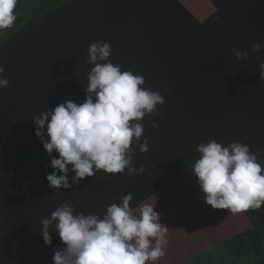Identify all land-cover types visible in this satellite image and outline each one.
I'll return each instance as SVG.
<instances>
[{
    "label": "trees",
    "instance_id": "obj_1",
    "mask_svg": "<svg viewBox=\"0 0 264 264\" xmlns=\"http://www.w3.org/2000/svg\"><path fill=\"white\" fill-rule=\"evenodd\" d=\"M209 1L214 11L199 20L180 0H18L14 25L0 31L9 80L0 88V248L37 236L64 203L102 217L130 194L134 209L193 163L199 144L238 141L264 165V49L251 52L253 43L264 45V0ZM93 41L108 42L110 62L142 75L164 102L141 121L148 150L133 144L143 172L101 170L52 189L46 175L54 169L32 119L65 101L84 102ZM232 48L249 54L238 60ZM243 214L250 227L184 264H264V206Z\"/></svg>",
    "mask_w": 264,
    "mask_h": 264
},
{
    "label": "clouds",
    "instance_id": "obj_2",
    "mask_svg": "<svg viewBox=\"0 0 264 264\" xmlns=\"http://www.w3.org/2000/svg\"><path fill=\"white\" fill-rule=\"evenodd\" d=\"M17 3L0 0V31L14 25ZM262 49L260 42L251 46L253 54ZM87 51L86 63L93 67L84 102L65 101L32 119L34 135L40 138L54 169L46 175L52 189H68L101 170L107 174L126 169L129 174L143 172V164L135 166L133 144L140 141L139 150H148L147 137L141 141V121L156 114L157 105L164 102L158 92L143 87L142 75L122 71L110 62L108 42L93 41ZM231 52L238 60L249 54L237 48ZM4 71L0 66V88L9 84ZM259 78L264 80V61L259 63ZM152 126L158 125L153 122ZM54 151L58 156L52 155ZM196 151L199 156L191 171L207 205L232 214L264 206V165L248 145L232 141L223 146L213 140L197 145ZM69 171L73 173L71 182ZM131 200L130 194L121 197L102 217L74 213L67 203L57 207L42 220L41 230L45 245L51 244L50 227L64 245L54 250L53 264H156L165 255L168 227L160 222L155 204L143 203L137 214L130 208Z\"/></svg>",
    "mask_w": 264,
    "mask_h": 264
},
{
    "label": "crops",
    "instance_id": "obj_3",
    "mask_svg": "<svg viewBox=\"0 0 264 264\" xmlns=\"http://www.w3.org/2000/svg\"><path fill=\"white\" fill-rule=\"evenodd\" d=\"M180 1L199 20L205 19L214 11L213 4L209 0L211 5H208L204 1L202 5H192L194 0ZM204 9L205 12H203ZM190 165L181 174L169 180L133 209L138 214V207L143 203L155 204V210L160 213V222L168 227L166 237L168 242L165 246V255L156 264H184L186 262L185 260L184 262H180L182 255L179 256L177 250L187 251L188 247H193L197 251L200 249L203 250L205 247L208 249L209 247L207 245L213 246L218 240L225 239L219 235V233H223L221 230L218 231V235H215V239H213L215 241L214 243L213 240L207 239V233L204 228L205 221L203 217L194 213L195 210H198V205L204 199L196 177L188 185L186 184V179L188 180L189 178L184 177L183 174ZM180 176L183 178H180ZM174 183L175 185H173ZM178 185H183L184 187L178 188ZM190 202H192V205L189 207L188 204ZM202 207H204V202H202ZM230 215L244 217V222H246V216L243 212L237 214L230 212ZM246 220L248 221L247 218ZM209 226H213V223L210 222ZM50 236L51 244L49 245L44 244L41 233L33 238L28 237L21 244H18L14 240L9 241L8 246L0 248L3 251L0 252V264H53L52 257L54 250L63 248L64 245L56 233Z\"/></svg>",
    "mask_w": 264,
    "mask_h": 264
},
{
    "label": "rangeland",
    "instance_id": "obj_4",
    "mask_svg": "<svg viewBox=\"0 0 264 264\" xmlns=\"http://www.w3.org/2000/svg\"><path fill=\"white\" fill-rule=\"evenodd\" d=\"M203 1L205 3H207L208 5H211V3L208 0H194L192 2V5H202ZM203 12H205V9ZM192 164L193 163H191V165ZM191 165L186 170V172H184V174H183L184 177L189 178L188 180L186 179L187 185L189 184V182L191 180H193L195 178L194 173L191 171ZM182 176H180V178H183ZM173 185H175V183ZM177 187L183 188L184 186L178 185ZM190 192H191V190H190ZM202 202H204V200ZM202 202L198 205V210H195L194 213H196L200 217H203V219L205 221L204 228H205V232L207 233V236H206L207 239H209V240L215 239V235H218L219 230H221V232H223L221 234L219 233V235L223 236V238H227V237L233 236L234 233H236L240 230L242 231V230L250 227L249 222L246 220V218H245L246 222H244V217L230 215V212L227 210L212 209L205 202H204V207H202ZM191 205H192V202H190L188 204L189 207ZM227 220H228V222H227ZM210 222L213 223V226H209ZM246 223H248V224H246ZM216 239L218 240V238H216ZM214 242L215 241L213 240V243ZM210 246L211 245H207V247H209V248H210ZM206 249L207 248L205 247L203 250L200 249L197 251L193 247H191V248L188 247L187 251L177 250V252L179 253V256L182 255L180 262H184V260H185V262H187L190 259H192L193 257L197 256L199 253L205 251ZM184 251H185V253H183Z\"/></svg>",
    "mask_w": 264,
    "mask_h": 264
}]
</instances>
